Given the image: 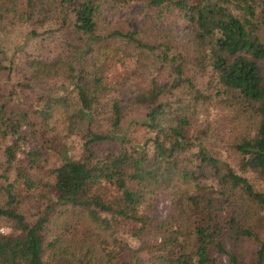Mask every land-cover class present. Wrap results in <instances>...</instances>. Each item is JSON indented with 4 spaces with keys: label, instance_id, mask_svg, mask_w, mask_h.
Wrapping results in <instances>:
<instances>
[{
    "label": "trees",
    "instance_id": "obj_1",
    "mask_svg": "<svg viewBox=\"0 0 264 264\" xmlns=\"http://www.w3.org/2000/svg\"><path fill=\"white\" fill-rule=\"evenodd\" d=\"M55 1L0 0V14L4 7L7 11L18 8L16 20L42 25L51 17ZM104 1L59 0L54 11L56 22L65 27V59L26 57L23 64L28 81H40L58 69L70 79L74 103L61 95L50 100L61 114L64 137L84 126V150L89 155L91 142L107 141L112 148L92 165L88 159L63 158L60 165L46 169L52 176L48 185L52 183L54 199L32 220L19 208L24 198L14 183L19 181L25 189L35 187L28 167L40 168L41 151L25 153L27 166H16L14 180L0 184V228H7L0 231V264H110L121 253L144 248H170L171 252L134 264H220L217 256L221 255L228 264H264V239L251 257L244 247L253 234L255 214L264 209V191L254 189L249 180L251 176L264 186V70L258 63H264V0H111L118 5L142 1L181 13L193 24L190 53L166 41L152 44L137 31L110 28L100 33L96 16ZM230 6L241 16L231 13ZM31 34L36 36L34 29ZM129 46L141 57H136L138 70L147 68L142 60L154 63L166 69L170 81L151 78L144 86L134 85L106 97L110 89L104 82L103 63ZM187 63L196 72L210 73L205 85L213 92L201 91L191 81L185 73ZM0 70L9 76L11 63L0 59ZM216 97L237 108L241 131L230 145L238 156V171L211 155L202 141L196 145L191 140L201 139L204 131L188 135L194 108ZM140 107L144 113L136 122L151 135L133 143L125 139L121 122L130 110ZM29 116L28 110L1 103L0 135L9 132L20 138L19 128L29 122ZM94 120H104L108 130H89ZM98 122L97 128L101 127ZM171 139L175 141L168 145ZM15 146L2 149L5 170L15 159ZM190 147H195L192 154L180 157ZM208 177L215 181L214 191L201 183ZM161 187L173 191L178 211L163 220L145 217L140 221L139 206L148 193ZM71 221L82 226L75 233L77 239L71 236L73 242L63 231ZM172 222L176 223L172 226ZM125 226L130 237L140 239L138 248L116 235ZM149 231L159 241L143 240Z\"/></svg>",
    "mask_w": 264,
    "mask_h": 264
},
{
    "label": "rangeland",
    "instance_id": "obj_2",
    "mask_svg": "<svg viewBox=\"0 0 264 264\" xmlns=\"http://www.w3.org/2000/svg\"><path fill=\"white\" fill-rule=\"evenodd\" d=\"M19 1L23 3V0ZM58 1L56 0L51 4V17L47 18L42 25L16 20L19 15L18 8L7 11L4 7L1 10L3 12L0 14V59L3 64L8 65L11 63L9 76H7L6 70H0V104L4 103L10 109H22L30 112L29 122L22 124L19 128L20 138L9 132L4 137L0 135V184L14 180L16 166H27L25 155L27 151H41V156L38 159L40 168L37 166L28 167V171L35 182V187L25 189L19 181L14 183L15 191H18L24 198V202L20 204L19 208L27 220L37 217L49 200L54 199L52 183L48 185L49 182H52V176L46 172V169H52L60 165L63 158L88 159L89 164L92 165L95 159L103 157L112 148L111 143L107 141L91 142L89 144L91 154L89 155L84 150L86 139L83 137L84 126H81L80 131L64 137L61 114L56 107L51 106L50 100L61 95L74 103L75 90L73 85L70 84V79L61 74V69L40 81L27 80V68L23 64L26 57L45 61H52L57 58L65 59L66 57L68 43L65 40V27L55 20L57 14H55L54 8L57 6ZM16 3L19 4L18 1ZM229 11L236 16L242 14V12L234 10L231 6ZM96 17L98 26L101 29L100 33H104L110 28L128 29L141 33L144 40L152 44L169 42L175 48L183 50L182 53H190L193 47V24L174 9L147 6L142 1H128L118 5L111 0H105ZM257 17H260L259 12ZM262 22L261 36L264 41V20ZM32 29H34L36 36L31 34ZM136 53L129 46L128 48H122L116 54H110L104 61V82L110 89L106 97H114L120 91L132 89L134 85L144 86L151 78L161 82L170 81L166 69L158 68L154 63L151 64L142 60L147 68L138 70L139 62L136 61V57L140 59L141 57ZM258 63L261 70H264V63ZM186 69L185 73L193 83L199 86L201 91L213 92L211 86L205 85L210 74L207 70L196 72V68L190 64L186 66ZM24 73H26L25 76H23ZM224 101L220 97L211 98L204 101L201 106L195 107V114L190 118L188 135L195 137L201 131H204L206 135L201 139L191 138V140L196 145L199 141H202L203 147L211 155L227 162L234 171H238L236 165L238 156L232 150L230 143L232 138L241 131V127L236 122L237 108L228 105ZM39 111H42L43 114H40ZM48 113L49 117L44 119V116ZM143 113L144 108L140 107L139 110H130L125 115L121 122L125 139L133 143H139L145 137L151 135L150 132L140 127L136 122ZM97 122L94 120L88 126V129L91 131L96 129L108 130L104 120L98 122L100 123L98 125L101 126L98 128ZM174 141V139H171L168 145L173 144ZM12 143L16 145L15 159L10 168L5 170L6 165L2 149ZM194 149L195 147L185 149L180 157L187 159ZM182 163L185 164L184 161ZM249 180L254 189L264 191V186L258 180L251 176ZM201 183L211 187L212 191L216 188L215 181L211 177L202 180ZM169 188H157L146 195L144 202L138 208L140 221H143L145 217L163 220L172 214H176L178 210L174 203L175 195ZM179 188L181 187L179 186ZM55 210H59V207ZM51 215H55L54 210ZM225 215L226 211H223L221 216ZM175 223L172 222V226ZM252 226L253 234L250 240L244 244L249 257L252 256L260 241L264 239V209L255 214ZM81 228V225L71 221L63 231L66 229L65 235L73 242L71 236L77 239L75 233H78ZM126 229L125 226L124 231L120 230L116 235L131 248H138L141 243L140 239L130 237ZM0 231L5 232L7 228L2 226ZM142 238L149 243L159 241V236L153 231L145 233ZM243 249L241 247V252ZM170 252V248L164 250L144 248L137 253H121L110 264H134L137 260L148 262L154 260L156 256L168 255ZM217 259L220 264H228L225 255L217 256Z\"/></svg>",
    "mask_w": 264,
    "mask_h": 264
}]
</instances>
